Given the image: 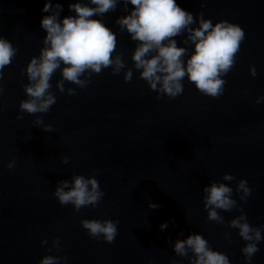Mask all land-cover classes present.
<instances>
[{"label": "water", "instance_id": "1", "mask_svg": "<svg viewBox=\"0 0 264 264\" xmlns=\"http://www.w3.org/2000/svg\"><path fill=\"white\" fill-rule=\"evenodd\" d=\"M58 2L61 17L68 15L71 0ZM177 2L194 17L202 11L213 23L227 19L244 29L222 94L204 95L185 77L181 94L158 97L138 70L126 82L124 70L114 74L111 66L93 73L83 88L66 81L62 93L57 69L50 89L56 102L46 113L29 114L19 109L28 83L22 69L43 46L44 0H0V35L17 47L0 78V264H38L46 254L67 255L68 264H190L172 243L196 231L227 253L231 264H247L241 252L246 241L228 222L242 210L250 224H264V100L256 102L264 94V0ZM125 10L120 0L102 19L117 32L114 52L131 67L136 42L115 23ZM186 35L176 37L178 44ZM69 87L76 92L68 94ZM47 124L51 131L44 129ZM74 172L98 179L104 195L96 207L77 211L54 196L57 182ZM226 172L246 178L252 191L241 201L236 181H224L233 187L237 206L217 210L223 222L208 220L202 189ZM150 200L159 206L148 207ZM83 218L118 221L113 241L89 236ZM56 237L59 249L52 247ZM258 247L251 264H264V239Z\"/></svg>", "mask_w": 264, "mask_h": 264}, {"label": "clouds", "instance_id": "2", "mask_svg": "<svg viewBox=\"0 0 264 264\" xmlns=\"http://www.w3.org/2000/svg\"><path fill=\"white\" fill-rule=\"evenodd\" d=\"M120 0H71L68 4L69 14L61 17L63 5L53 0H44L41 9L40 26L45 30L43 46L38 55H33L22 74L26 73L28 83L24 84L26 98L19 101L21 112L46 113L56 102V95L50 91L51 77L59 69L60 79L56 86L60 92L65 91V82H71L83 88L90 82L93 73L111 66L114 74L121 70L127 82L133 76V69L138 70L150 89L175 98L184 90V78L193 82L196 89L210 97H218L224 91V76L234 65L241 41L245 38L244 29L238 23L227 19H218L214 23L203 12L193 13L183 7L177 0H124L125 14L116 18L120 29L127 31L130 39L136 42L131 53L134 62L131 67L117 47V32L103 19L105 13L115 11ZM128 5L133 7L129 8ZM187 33L178 44L176 37ZM191 43L189 49L185 45ZM17 52V47L7 37L0 35V78L4 68L10 64ZM115 53V54H113ZM250 74L256 76L254 65L249 66ZM3 87L0 86V93ZM76 89L67 88L68 94ZM264 100V94L256 97V102ZM20 118V113H17ZM36 124H42V117L36 116ZM46 131L52 125H43ZM62 161L67 163L68 157ZM15 159L9 160L6 167L11 169ZM236 181L235 191L241 201H245L252 188L246 178L236 180L231 173H224L221 181L212 180L203 187L204 208L207 219L223 222L217 211H230L237 206L233 197V187L224 181ZM104 192L95 175L72 173L71 179H61L54 189V196L61 205L71 203L74 210L82 206L96 207ZM159 205L149 201L148 207ZM89 236L111 242L117 234L118 221L112 218H83L80 221ZM168 221L162 222L161 230ZM230 228H236L238 235L246 241L241 252L247 264H251L253 255L259 250L258 243L264 239V224L252 225L247 214L240 210L238 216L229 222ZM227 237V233L225 234ZM47 239L41 241L46 244ZM52 247L60 248L59 237L52 241ZM176 255L187 256L190 264H231L227 253L210 246L206 237L199 231L190 232L172 243ZM192 253V255H189ZM38 264H68L67 255L46 254ZM149 264H152L151 260ZM173 264H176L173 261Z\"/></svg>", "mask_w": 264, "mask_h": 264}]
</instances>
